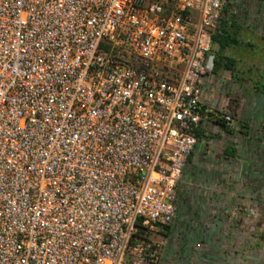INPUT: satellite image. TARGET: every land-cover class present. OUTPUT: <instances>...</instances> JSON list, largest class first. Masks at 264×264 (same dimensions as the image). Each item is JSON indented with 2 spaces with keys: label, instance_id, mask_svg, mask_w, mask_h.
<instances>
[{
  "label": "built area",
  "instance_id": "obj_1",
  "mask_svg": "<svg viewBox=\"0 0 264 264\" xmlns=\"http://www.w3.org/2000/svg\"><path fill=\"white\" fill-rule=\"evenodd\" d=\"M253 1L0 0V264H161L213 35L264 33Z\"/></svg>",
  "mask_w": 264,
  "mask_h": 264
},
{
  "label": "rangeland",
  "instance_id": "obj_2",
  "mask_svg": "<svg viewBox=\"0 0 264 264\" xmlns=\"http://www.w3.org/2000/svg\"><path fill=\"white\" fill-rule=\"evenodd\" d=\"M247 1L255 12L256 2ZM243 38L254 47L228 50L239 60L238 79L221 71L206 91L209 112L231 116V132L208 115L178 181L171 233L153 236L161 264H264V108L257 109L262 94L253 87L258 67L264 73V39L247 27Z\"/></svg>",
  "mask_w": 264,
  "mask_h": 264
},
{
  "label": "trees",
  "instance_id": "obj_3",
  "mask_svg": "<svg viewBox=\"0 0 264 264\" xmlns=\"http://www.w3.org/2000/svg\"><path fill=\"white\" fill-rule=\"evenodd\" d=\"M245 27L237 23L235 20H226L223 19L221 26L218 28L216 33L213 35L214 43L217 45L216 60H215V73L221 71H229L235 79L237 74L240 72L239 69V60L237 57L228 53V50L231 48H237L242 45H248L254 47L252 41H245L243 38V31ZM259 78L254 82V89L258 92L264 94V73L263 70L258 67ZM211 119L215 121L220 127L231 132L228 126V120L226 115L220 116L214 112H208ZM225 153L228 156H235L237 150L231 146H227ZM161 232L168 236L171 233V226H164Z\"/></svg>",
  "mask_w": 264,
  "mask_h": 264
},
{
  "label": "crops",
  "instance_id": "obj_4",
  "mask_svg": "<svg viewBox=\"0 0 264 264\" xmlns=\"http://www.w3.org/2000/svg\"><path fill=\"white\" fill-rule=\"evenodd\" d=\"M247 29H249L250 32H252V33L256 34L257 36L262 37L264 39V33L263 32L255 31V30H252L251 28H247ZM257 106H258L257 109L258 108L259 109L264 108V94L261 95V98L259 99Z\"/></svg>",
  "mask_w": 264,
  "mask_h": 264
}]
</instances>
